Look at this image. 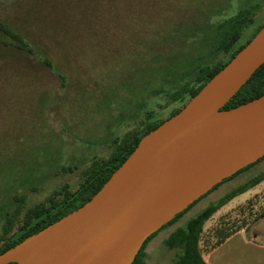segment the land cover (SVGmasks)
Listing matches in <instances>:
<instances>
[{"label": "trees", "instance_id": "1", "mask_svg": "<svg viewBox=\"0 0 264 264\" xmlns=\"http://www.w3.org/2000/svg\"><path fill=\"white\" fill-rule=\"evenodd\" d=\"M149 11L153 14L152 20L146 17ZM263 11L264 0H103L100 8L71 10L67 15L63 14L62 20L50 21L38 28L30 27L17 15L15 21L0 15V90L14 84L30 89L29 94L15 101L21 106L40 87L34 77L33 66L27 61L33 57L40 61L43 68L54 72L62 86L68 89L72 86V75L80 77L86 69L105 71L110 78L107 70L121 67L111 66L118 62V58L120 61L124 58L128 60L125 66L128 69L124 73L126 76L121 79V86L128 84V76H139L138 79L144 78L145 82H149L155 73L173 76L175 72L179 74L183 70L181 75L186 76L183 83L168 94L175 105L166 117L144 124L139 130L116 141L109 156L93 159L83 170L82 180L76 188L64 184L46 201L30 207L18 224L13 218H7L4 233L0 235V253L90 200L133 152L145 134L178 113L191 97L250 42L264 26V21H260ZM247 30H252V34L245 42L239 43ZM130 43L135 44L134 49ZM214 44L216 50H224L230 55L229 58L213 57L206 61L205 57L212 51ZM109 60L112 62L106 65L105 62ZM201 60L204 62L193 64ZM33 78L34 85L31 80ZM262 94L264 63L224 108L238 106ZM153 116L154 112L148 114L149 118ZM263 180L264 172L200 211L186 226L171 232L164 242L177 251L174 264H209L204 259L206 251L220 245L240 227H248L263 218L264 210L255 212L256 201L250 198L239 205L240 216L226 213L220 216L211 229L206 231L205 228L207 221L225 204ZM198 200L150 235L132 264H145L149 242L163 227L176 220Z\"/></svg>", "mask_w": 264, "mask_h": 264}, {"label": "rangeland", "instance_id": "2", "mask_svg": "<svg viewBox=\"0 0 264 264\" xmlns=\"http://www.w3.org/2000/svg\"><path fill=\"white\" fill-rule=\"evenodd\" d=\"M102 5L103 0H0V15L11 21L17 15L30 27L38 28L47 22L62 20L63 14L71 10L96 9ZM146 17L152 20L151 11ZM260 21H264V11ZM251 34L252 30H247L239 43ZM130 46L134 49L135 44ZM212 47L206 61L213 57L229 58L224 50H216L215 44ZM27 61L40 83L27 103L21 106L15 101L29 94L30 89L14 84L0 90V235L4 233L7 218H13L18 224L30 207L46 201L64 184L76 188L83 170L93 159L109 156L116 141L144 124L166 117L175 105L168 94L186 77L181 75L183 70L173 76L155 73L149 82L141 77L139 80V76H128V84L121 86L128 60L118 58L111 66L122 68L107 70L110 78L105 71L86 69L80 77L72 75V86L68 89L37 58ZM31 80L34 85V78ZM150 112H154L152 118L148 117ZM263 172L264 157L200 198L149 242L145 264H174L177 251L165 244V238L178 227L186 226L200 211ZM250 198L256 201L255 212L264 210V180L225 204L207 221L206 231L221 215H238L239 205Z\"/></svg>", "mask_w": 264, "mask_h": 264}, {"label": "water", "instance_id": "3", "mask_svg": "<svg viewBox=\"0 0 264 264\" xmlns=\"http://www.w3.org/2000/svg\"><path fill=\"white\" fill-rule=\"evenodd\" d=\"M263 63L264 26L90 200L0 253V264H132L150 235L264 156V94L224 108Z\"/></svg>", "mask_w": 264, "mask_h": 264}, {"label": "crops", "instance_id": "4", "mask_svg": "<svg viewBox=\"0 0 264 264\" xmlns=\"http://www.w3.org/2000/svg\"><path fill=\"white\" fill-rule=\"evenodd\" d=\"M204 259L209 264H264V217L240 227L220 245L206 251Z\"/></svg>", "mask_w": 264, "mask_h": 264}]
</instances>
